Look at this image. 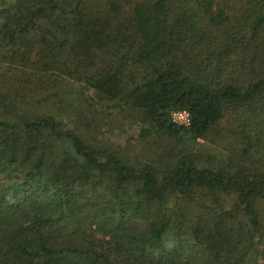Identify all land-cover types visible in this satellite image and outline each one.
<instances>
[{
    "label": "trees",
    "instance_id": "obj_1",
    "mask_svg": "<svg viewBox=\"0 0 264 264\" xmlns=\"http://www.w3.org/2000/svg\"><path fill=\"white\" fill-rule=\"evenodd\" d=\"M0 84V264H243L261 244L264 0H0ZM57 100L191 142L226 118L233 148L134 165L36 110Z\"/></svg>",
    "mask_w": 264,
    "mask_h": 264
},
{
    "label": "rangeland",
    "instance_id": "obj_2",
    "mask_svg": "<svg viewBox=\"0 0 264 264\" xmlns=\"http://www.w3.org/2000/svg\"><path fill=\"white\" fill-rule=\"evenodd\" d=\"M63 84L68 85L67 81ZM36 106H39V109H36L38 112H52L57 119H62L67 127H77L76 129L81 131V134L91 143L113 148L134 165L148 162L163 169L175 161L178 156L186 153L195 155L197 162L202 165H214L219 159L230 154L234 144L224 129L227 124L226 118L221 121L222 131L218 136L213 135L207 140L199 139L197 142H191L174 139L167 135H158L153 131L144 133L142 130L147 126L140 122L141 118L138 113L131 109L108 110L98 107V110H94L89 106L72 108L65 100L61 103L57 100L50 106L46 102H41ZM226 202L231 201L227 198ZM257 207L264 227V201H259ZM261 249H264V233L261 244L257 245L256 249L253 248L250 257L243 264H264V253L260 252Z\"/></svg>",
    "mask_w": 264,
    "mask_h": 264
},
{
    "label": "built area",
    "instance_id": "obj_3",
    "mask_svg": "<svg viewBox=\"0 0 264 264\" xmlns=\"http://www.w3.org/2000/svg\"><path fill=\"white\" fill-rule=\"evenodd\" d=\"M170 120L176 126L187 127L190 125L191 117H190V113L187 110L177 109V110H173L170 113Z\"/></svg>",
    "mask_w": 264,
    "mask_h": 264
},
{
    "label": "clouds",
    "instance_id": "obj_4",
    "mask_svg": "<svg viewBox=\"0 0 264 264\" xmlns=\"http://www.w3.org/2000/svg\"><path fill=\"white\" fill-rule=\"evenodd\" d=\"M185 115H187V114H185Z\"/></svg>",
    "mask_w": 264,
    "mask_h": 264
}]
</instances>
